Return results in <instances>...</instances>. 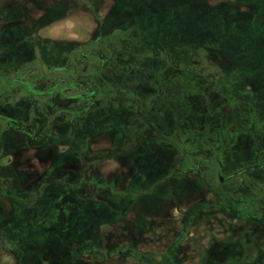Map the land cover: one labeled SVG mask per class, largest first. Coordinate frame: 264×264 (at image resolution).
I'll return each instance as SVG.
<instances>
[{"label": "rangeland", "instance_id": "374dc122", "mask_svg": "<svg viewBox=\"0 0 264 264\" xmlns=\"http://www.w3.org/2000/svg\"><path fill=\"white\" fill-rule=\"evenodd\" d=\"M258 24L264 0H0V73L45 93L0 105V264H264L236 201L264 205Z\"/></svg>", "mask_w": 264, "mask_h": 264}, {"label": "trees", "instance_id": "16d2710c", "mask_svg": "<svg viewBox=\"0 0 264 264\" xmlns=\"http://www.w3.org/2000/svg\"><path fill=\"white\" fill-rule=\"evenodd\" d=\"M256 27H257V29L258 28L262 29V28H264V25L258 24ZM93 45L95 47H98L99 46V40L94 41ZM91 51H93V47H92ZM94 54L95 53L93 51L91 55H94ZM257 56L260 57L261 55L257 54ZM261 58L264 59V55H262ZM101 64H102V61H101ZM98 69L99 68L95 67L94 71H93V75L96 76V77L98 75H100V72L98 71ZM257 72H260V71H257ZM262 72L264 73V71H262ZM213 77H215V76H213ZM34 79L36 80L38 78L36 76H34ZM17 88H22L23 91L25 92V94H27L30 97L32 95H34V96H36V95H38V96L45 95V93L36 91L34 89V87H33V82H29L26 79V71L22 70L18 75H5V74H1L0 73V105L8 102L9 100L7 99V97L9 95V93L12 90L17 89ZM56 89H57L56 86L50 87L48 89L49 91H48L47 94L48 95L53 94V92H55ZM60 91H62V90H60ZM101 91L102 90L95 89L94 92H92L91 94L90 93H82L76 99H79V100H81V99H89L90 95H94V97H95L94 99L95 100L92 101L91 98L89 99L94 105V104H96L95 101H100V100L103 99V96L105 95V92L103 93V91L102 92ZM60 93L63 94V92H60ZM1 130H5V131L15 130V122L9 120L8 118H6L5 116L0 114V131ZM217 170H218V167L211 170V174H212L211 177H214L215 172ZM213 179L216 181L215 177ZM236 201H237V207L241 209V213H243L244 217L250 215V213H253V214H256V215L264 214V205H262V207H258L257 205H253L251 208L250 207L247 208V206L241 204V202H239L238 199ZM137 257H138L137 260L139 262H142V259L144 257H146V255L145 254H142V255L140 254Z\"/></svg>", "mask_w": 264, "mask_h": 264}, {"label": "flooded vegetation", "instance_id": "af4514ba", "mask_svg": "<svg viewBox=\"0 0 264 264\" xmlns=\"http://www.w3.org/2000/svg\"><path fill=\"white\" fill-rule=\"evenodd\" d=\"M215 77H216V75H214ZM243 126H244V124H242L241 125V127L243 128ZM245 127V126H244ZM222 167H223V165H222V163H220L219 162V165H218V170L215 172V175H214V177L216 178V185L217 186H219V185H225L226 184V182L229 180V179H231V176H228V177H223L222 176ZM257 168L256 169H264V159H262L261 160V162H260V165L259 166H256ZM248 170V168H246V170H244V171H240V172H242V173H245L246 171ZM184 173H189V171H184ZM238 174H241V173H238ZM238 174H236V176L238 175ZM213 177V178H214ZM253 206V204L251 203V204H247V208H251ZM251 215H254L253 213H250ZM259 216H262L261 214H259ZM247 217V216H246Z\"/></svg>", "mask_w": 264, "mask_h": 264}]
</instances>
